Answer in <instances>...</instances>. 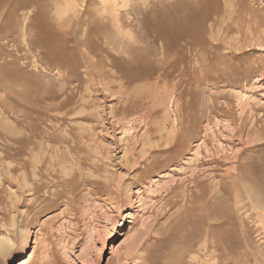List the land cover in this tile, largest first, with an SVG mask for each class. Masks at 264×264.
Returning <instances> with one entry per match:
<instances>
[{"label": "rangeland", "instance_id": "obj_1", "mask_svg": "<svg viewBox=\"0 0 264 264\" xmlns=\"http://www.w3.org/2000/svg\"><path fill=\"white\" fill-rule=\"evenodd\" d=\"M180 1L197 13L209 11L203 40L192 48L179 44L161 52L159 40L151 44L146 34L149 37L137 45L144 50L141 64L151 73L129 85L122 87L118 80H111L107 86L95 80L87 88L83 64L78 67L80 81L75 83L66 67L45 70L27 60L21 62L25 71L36 73L42 87L64 84L71 103L57 120L56 112L43 114L45 103H19L26 93L18 78L7 83L11 98L0 93L5 96V104L0 105V155L19 146L27 151L0 156V236L12 238L0 264H213L217 251L210 246L197 251L203 240L187 245L189 228L183 223L176 225L178 239L162 243V234L172 224L169 215L175 214L176 207L189 205L185 192H190L188 187L194 189L196 181L209 193L206 215L198 218L196 230L209 239L228 231L238 241L228 249L231 261L226 264H264V208L244 203H248L245 181L236 176L239 173L252 186L264 188V138L257 139L264 137V0H56L64 9V16L56 20L69 30L68 44L75 38L81 51L95 57L109 53L114 58L118 52L113 46L122 47L142 31L143 17L138 20L132 9L150 15L154 8L164 10ZM57 5L52 2L46 9L54 21ZM77 16L74 25L70 19ZM231 19L235 24L226 34L220 27ZM86 36L94 40L87 50L81 45ZM217 36L225 38L217 49L225 66H254L246 74L248 80L201 81L195 53L210 50ZM128 68L140 73L138 67ZM102 85L107 86L105 91ZM173 124L174 135L187 146L178 147L168 168L145 170L143 160L150 154L171 155L163 152ZM45 135L54 140L49 142ZM28 136L35 145L15 141ZM41 141H45L44 149ZM71 146L81 151L76 154ZM47 151H54L52 159ZM202 157L208 162L201 164ZM218 183L226 188L222 199L216 198ZM170 186L175 188L170 191ZM236 189L244 191L241 205L229 197L228 191L235 195ZM168 203H173L170 211ZM218 210L232 214L233 219L221 225L215 220ZM242 217L246 222H241ZM187 247L189 252L179 253ZM223 249L227 250L224 246L219 252Z\"/></svg>", "mask_w": 264, "mask_h": 264}, {"label": "bare ground", "instance_id": "obj_2", "mask_svg": "<svg viewBox=\"0 0 264 264\" xmlns=\"http://www.w3.org/2000/svg\"><path fill=\"white\" fill-rule=\"evenodd\" d=\"M52 2H53V5L54 4L57 5V3H59L60 1L56 2V0H0V93L5 92L6 97L11 98L12 95H10V93L8 92L7 83L9 81H11L13 78H18L22 82L21 84L23 85L25 93H26V96L23 99V101H19V103L20 104H23V103L26 104V102H28V103H32V105H34V104H36V105L42 104L43 105V103H45L46 104L45 105V111L43 114L47 115L51 111L56 112L58 114L55 117V118H57V120L59 118H61L59 115L62 114V110L71 103L70 98L66 97V94L64 93V84L57 83V85L59 84V86L57 87L56 85H53L54 88L53 87H49V88L42 87L40 82H39L40 81L39 77L36 75V73L35 74H34V72L29 73V72L25 71V70H27V69H25V67L24 68L21 67V64L24 63L26 60L29 61L30 64L35 65L36 67L40 66L44 69L47 68L50 70L55 69V71H56V69L59 70V68H61V67H63V70H64V68L66 67V69L68 70V78L74 82H75V80H76V82L80 81V79H79L80 77L78 76V67L80 66V64H83L84 68H85L84 74H83L85 76L84 81H86V83H87V84L85 83L84 86L89 85L90 82H92V81L94 82L95 80H98V81L101 80L100 82L103 83L104 85H107L108 83H112L111 80H114V81L118 80V82L121 83V86L125 85V83H126V85L127 84L129 85L130 83L141 78V76L147 75V74L149 75L151 73V70L147 65L141 64V61L143 59L144 50H143V48H141L140 46L137 45L138 42L144 41L145 38L147 39V37L151 36L153 42L150 41L151 38L147 39V41L151 44H153V43L155 44L159 40L161 52L162 51L164 52L165 49L171 48V46H178L179 44L184 49L185 48H192L193 44H195L198 41L203 40L204 21L207 20L209 17V11L208 10H202L201 12L197 13L194 10H192V8L183 6L181 1L178 3H176V2L173 3L172 4L173 7L165 8L164 10H156L155 11V8H154V11H152V12L150 11L152 13L150 15L147 14L148 11L146 13V11L140 12V11H134L132 9V12L135 14V17L138 20H140L143 17L141 19V20H143V22L141 21V23L143 25L139 24V28L141 26L142 31H140V33L138 35L134 36L133 38H128L131 41L130 42L128 41L125 44L123 42L122 47H118L116 45L117 44L116 43L115 45L117 46V48H116V46H113L114 47L113 49L118 52V53L115 52L116 54H118L116 57L110 58L109 53L107 54V52L105 53V54H107V56H101V54L99 53V55L95 57V55H93V54L91 55L90 51H86V53L81 51L79 44L75 43V42H78L79 40H77L75 38L72 39L74 41V42H72V45L68 44V42L70 41V38L68 36L69 30H65L63 28V25L59 21H57V20H59L60 17L64 16V11H63L64 9L62 10L63 12L61 11L62 8L60 9L62 4H59L60 6L57 5V8L55 9V11H57L55 14V20H56V16H57V18L59 16V18L56 21H54V19L53 20L50 19L49 14L46 12L47 11L46 9H48L47 6L50 5V3L52 4ZM68 2H69V0H68ZM133 8H136V7H133ZM65 12H66V10H65ZM137 14H143L144 16L142 15L141 17L138 18ZM50 17H52V16H50ZM77 18H80V17L77 16L76 18L72 17L70 19L74 25L77 22ZM102 19H104V18H102ZM233 23L235 24L234 19H231V21H225L222 23V26L220 27V29L227 34L232 29ZM90 29H92V26H90ZM86 32H87V30H86ZM146 34H149V36L147 35V37H146ZM215 40H216V42L211 44L212 48L210 50L208 48L207 49L205 48L201 53H198V52L195 53V56H196L195 62L197 65H200L199 71L202 73L201 81H203L204 83L208 82V81L211 82L216 78H219L220 81H224L225 79H231L234 82H239L241 80H248L249 75H246V74L249 73V71L251 69H253L254 66L249 67V68H246L243 66H231V67L225 66L222 62V54L220 53L219 50H217L218 47H220V45H222L221 42L225 41V38L222 39L221 36H217V37H215ZM93 42H94L93 39L88 40V37H87L86 40H83L81 42V45H82V47L86 48V50H87L88 47H90ZM120 44L122 45V42ZM113 45H114V43H113ZM166 58H167V56H166ZM127 65L132 69H134L135 67H138L137 70L140 73L136 74L133 71H130ZM35 66H34V68H35ZM66 69H65V71H66ZM36 70H37V68H36ZM38 70H39V68H38ZM40 71H42V70L40 69ZM179 73H182V72H179ZM183 73L190 75V72L187 71L186 69H183ZM196 73H197V71H196ZM212 73L217 74V76L214 77ZM234 73L243 74V75L241 77H233ZM65 76H67V75H65ZM106 78L109 80H107ZM99 85H101V84H99ZM108 85H110V84H108ZM107 86L102 85L103 89H104V87H107ZM88 87L89 86H87V88ZM119 89H121L120 85H119ZM92 90L93 89H91V91ZM107 90L108 89H106V91ZM103 91H105V89ZM79 92H80V90H79ZM85 93H87V91ZM64 94H65V96H64ZM15 97L18 99V96H15ZM82 98H83V96H82ZM88 98H90V96ZM127 98H125V99H127ZM4 99H5V96L0 95V105L1 106H2V103L5 104ZM6 99H8V98H6ZM86 99L87 98H85V100ZM80 101H82V100H80ZM83 101H84V99H83ZM127 101H128V99H127ZM127 101H125L123 103L125 104ZM84 103H86V102H84ZM129 103H130V101H129ZM126 104H127L126 105V107H127L128 103H126ZM123 107L126 108L125 106H123ZM81 108H83V107L81 106ZM28 109L30 110V108H28ZM31 110H32V108H31ZM34 111H36V110L34 109ZM34 111H32V112L35 113ZM63 113H64V111H63ZM122 113L125 114L124 112H122ZM28 114H29V116H32L31 112H28ZM33 115H35V114H33ZM119 120H122V119L119 118L118 121ZM119 123H120V121H119ZM173 127H174V124L172 125V128ZM34 128H32V129H34ZM172 128H170V130ZM175 128H176V126H175ZM175 128H173L172 131H170V132L168 131L169 135L171 137H170V140L166 141V147L164 148V152H163V154L170 152L169 154H171V155H167L165 157L160 158L159 155H151L150 154V157L148 156V157H146L145 161L143 160L145 170H152L153 168L156 169L158 167L168 168L167 165L169 163L173 162V159L179 153V151H177L178 147H180V146L186 147L187 146L186 141L178 139V137L176 135L177 133L175 132L176 131ZM83 129H85V128H83ZM163 130H166V129L164 128ZM239 131H242L241 127H240ZM174 132L176 133L175 135H174ZM45 136L46 137L48 136L49 142H50V140H52V141L54 140V138L50 137V135H45ZM91 136H92V132H91ZM28 137H19V138L16 137L15 141L17 142V144L26 143L27 145H30V144L35 145V139H32L30 137L28 138ZM31 137H33V136H31ZM262 138H264V137H258L257 139H262ZM15 141H13V142H15ZM43 142H45V141H41V143H40V148H42V149H44L46 147V144ZM48 144H50V143H48ZM88 144H87V146L90 149V147H92V146H89L90 144L89 145ZM8 146L11 147V145H9V144H8ZM77 148L75 146L70 147V149L73 150L76 154L81 151L80 149H77ZM79 148H81V147H79ZM47 149L51 150L52 147L47 148ZM81 149L84 150L85 148H81ZM68 150H69V148H67L66 151H68ZM47 152H48V156H50L52 159L53 158L52 155L54 154V151H47ZM25 153H27V151H25V149L23 147L19 146L17 148H14V152H12V151L2 152V156L1 155L0 156L1 157H8V156L15 155V154L16 155H22ZM43 154H45V152H43ZM86 154L89 155L90 153L88 152ZM80 156H82L81 153H80ZM84 156L85 155L83 153V157ZM89 156H91V155H89ZM33 157H34V155L32 156V158ZM92 158H94V157L92 156ZM86 159H87V157L85 158V160ZM199 162L201 164H205L208 162V160L205 159L204 157H202ZM238 167L239 166H237V169H238ZM243 172L244 171L242 170V173ZM230 174L233 176V173H230ZM238 174L239 173H237L236 176H240L245 181V182H242V185L244 187L245 193L247 194L246 198L248 200V203L247 202H244V203L245 204L251 203L250 206H253L255 209L257 207L258 208L259 207L264 208V188L260 187L259 185L258 186H252L247 179H245L241 174H239V175ZM195 186L196 187L194 189L192 187H188V188H190V192H188V193L185 192V196L188 199V201L190 202L189 205L186 204V205L180 206L178 208L175 206L177 209L175 214L176 213L177 214L175 215L174 213H171L169 215L168 221H169V224L170 223H172V224L169 228L167 227V230L164 233V235L162 234V236L165 237V239H166V240L164 238L162 239L163 240L162 243H165L163 246L166 245V242L171 241V240H176L179 238V236H178V229L179 228L176 225L178 223H183L185 226H188V228H189V230H188L189 232H187L188 236H189V238H187V240L189 242L187 243V245L194 243L195 241L203 240V244L201 243V247H200V245H198L200 248L197 251H201L203 249H206L209 246L213 247L214 251L215 250L217 251V253L215 252L216 254H214V255H216L217 261L215 263H213V261H212V263L213 264H226L225 262L227 260L231 259V257L228 256L230 253L229 252L227 253L228 249L232 250L233 244L236 245V243H238V241L236 239L230 237L228 231L223 233L221 235V237L218 239L217 238L216 239H209V237H207V235L206 236L203 235V232L201 231V229H200V232H198L196 230L195 226L200 221V219H198V218L204 217L206 215L207 210L205 208H207L206 204H207V200L209 198V193H208L207 189L204 187L203 183L196 181ZM174 188H175V186L169 187L170 191H172ZM215 189H216V192L218 193V194H216L217 197L216 196L215 197L217 199L218 198L222 199V197L224 196V189H226L225 186L223 184L218 183L215 186ZM236 190L239 193L236 192L235 195H232L228 191L229 197H231V199H233L236 204L240 203L239 205H241V201H243V199H245V198L239 199V197L242 196L244 191H242L240 189H236ZM182 191L184 192V190H182ZM177 192H179V191L177 190ZM214 192H215V190H214ZM174 198H176V197H174ZM169 204H171V203H168V205ZM172 204L169 205L168 211H170L171 208L173 207ZM176 205H177V203H176ZM243 206L242 207L240 206V207L243 209L246 208ZM175 207L173 208L174 210H175ZM246 209H248V207ZM257 212H259V211H257ZM255 213H256V211H255ZM262 213H264V212H262ZM230 215H232V214L218 210V214H217V217L215 218V220L216 221L220 220L219 223L222 225L225 222H229V220L233 219V218H231L232 216L230 217ZM241 222L242 223L246 222L245 219H243V217L241 218ZM164 229H165V227H164ZM207 234H208V232H207ZM185 240H186V238H185ZM11 243H12V238L10 236H8L6 234H3L0 236V256L5 254L7 249L10 247ZM25 246H28V242L26 243ZM224 246H225V248H227V250L223 249L222 250L223 253H222V251L219 252L222 248H224ZM162 247H161V249H162ZM189 249H191V248L187 247L185 249H179L178 251H179V253L183 252V251L189 252ZM212 255H213V253H212ZM14 257L17 258V256H14Z\"/></svg>", "mask_w": 264, "mask_h": 264}]
</instances>
